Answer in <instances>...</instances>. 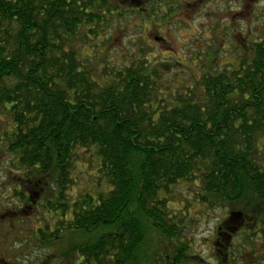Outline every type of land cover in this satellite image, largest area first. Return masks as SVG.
I'll return each mask as SVG.
<instances>
[{
  "label": "trees",
  "instance_id": "obj_1",
  "mask_svg": "<svg viewBox=\"0 0 264 264\" xmlns=\"http://www.w3.org/2000/svg\"><path fill=\"white\" fill-rule=\"evenodd\" d=\"M119 11L112 0H0V147L29 184L14 195L43 224L27 241L77 237L62 264H196L192 220L172 206L184 194L229 213L217 257L237 264L235 238H264V41L174 94L136 56L105 64L98 82L85 50L98 55Z\"/></svg>",
  "mask_w": 264,
  "mask_h": 264
},
{
  "label": "rangeland",
  "instance_id": "obj_2",
  "mask_svg": "<svg viewBox=\"0 0 264 264\" xmlns=\"http://www.w3.org/2000/svg\"><path fill=\"white\" fill-rule=\"evenodd\" d=\"M112 1L116 3L115 0ZM259 8L264 10V4ZM119 10V14H116V22L108 27L105 39L101 40L104 45H98L96 48L100 49L96 50L99 51L98 55L95 58L93 57L92 48L87 47L85 50V53L90 56L89 69L95 81H103L104 70L101 68L105 64L106 66L109 65L110 68L112 66L121 68L124 60H130L136 56L146 60L150 68H156L160 72L167 74L163 77V80L166 82L173 81L172 85H161V80L159 84L163 86V93L172 92L174 94L181 90L183 86H187L183 83L190 82L194 74L199 79L200 74L206 72L209 66L211 68L235 66L239 63L241 55H247L248 53L244 49L243 41H225L220 36L212 33V30L217 33L219 30H216L217 27L208 18L204 21L190 19L187 12L184 11L181 17L185 23L176 21L173 24L167 22L164 25L160 23L152 25L144 22V19H147L145 17L142 18L143 21L136 22L138 14L135 12L126 11L124 8ZM159 21L162 20L157 19V22ZM236 29L245 31L246 27L239 25ZM156 38H165L169 43L165 45L157 42ZM91 43L94 47L98 42L93 40ZM215 49L219 50L218 53ZM251 55L249 53V58H252ZM136 57L135 61H140ZM166 88L169 89L167 90ZM1 124H4L2 117L0 119ZM13 163L12 155L0 147V206L5 213L7 212L5 218H8V222L3 225L18 226L20 230H24L25 234H27V230L34 232L38 228L43 227L40 217L41 209L31 208V203H25L14 195L16 190L26 192L29 184L27 181L25 182L26 179L22 174L15 171ZM81 168L80 166L79 170ZM78 178H80V174ZM84 178L86 181L88 180L87 176H84ZM106 189L107 186L105 185L103 190ZM183 196L184 194H177L176 201L172 206L176 209H183L182 212L187 211V217L192 220V223L188 224V226L192 225L191 234L188 235V238L192 244V253L196 255V258L192 261L196 264H219L217 256H222L224 250L219 248L220 252H218L216 243L220 236L223 239V234L228 232L223 228V230L221 229L222 231L220 230L221 235L219 236L218 229L221 228L225 220L229 219V213L224 212V210L208 212L205 206L192 202H189L191 204L188 206V203L183 202L185 200ZM16 207L19 211V216H14L15 220L9 214L15 211ZM36 215L39 216L37 217ZM238 218L240 217L235 219ZM241 234L239 233V235ZM61 237L65 241L57 242L55 245L52 244L50 248L45 249L43 247L36 255L44 258L51 254L55 256L56 264H62L61 261L68 254L69 246L78 242L79 239L70 234L65 235V233L61 234ZM231 238L227 240L228 243H230ZM150 239L152 241L151 244L155 245L156 249L161 250L160 244H164V249L167 246V242L158 240L155 236H150ZM238 239L240 237L233 240L231 247L232 255L234 254L233 256H236L235 258L237 259L235 263L254 264L256 262V264H264V238H257L259 242L254 241L256 242L254 248L248 247L243 241L238 245ZM146 246L144 252L147 254L152 253L153 248ZM234 246H236L235 249H233ZM61 258L62 260H60ZM64 264L67 263L64 262Z\"/></svg>",
  "mask_w": 264,
  "mask_h": 264
},
{
  "label": "flooded vegetation",
  "instance_id": "obj_3",
  "mask_svg": "<svg viewBox=\"0 0 264 264\" xmlns=\"http://www.w3.org/2000/svg\"><path fill=\"white\" fill-rule=\"evenodd\" d=\"M116 4L117 9L124 8L138 14L136 22L143 21L145 17L147 19L144 22L152 25H164L167 22L173 24L176 21L185 23L181 15L186 11L190 19L212 20L216 30H219L218 33L212 30V33L225 41L241 40L244 45L264 41V10L259 8L264 0H116ZM157 19L162 21L157 22ZM239 25L246 27L245 31L237 30ZM156 41L165 45L169 43L165 38H156ZM215 50L218 53L219 50ZM17 191L24 195V191ZM17 207L10 212V216H19ZM3 212L0 206V264H56L51 254L48 258L36 255L41 250V243L27 241L34 239L32 235L35 232L27 230L25 234L18 226L3 225L8 222V218H5L7 212ZM220 240L221 236L217 243ZM76 260L70 259L67 264H73Z\"/></svg>",
  "mask_w": 264,
  "mask_h": 264
}]
</instances>
